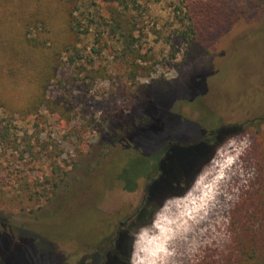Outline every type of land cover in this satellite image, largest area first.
I'll return each mask as SVG.
<instances>
[{"label": "rangeland", "instance_id": "rangeland-1", "mask_svg": "<svg viewBox=\"0 0 264 264\" xmlns=\"http://www.w3.org/2000/svg\"><path fill=\"white\" fill-rule=\"evenodd\" d=\"M122 1L112 4L135 17L140 53L154 59L140 62L152 68L150 76L139 74L135 82L127 76L121 43L105 26L117 6L84 0L80 16L95 15L97 22H82V31L91 29L79 34L82 58L76 67L64 62L49 92L71 121L45 109L28 119L3 114L12 134L0 144L2 264H84L81 251L92 239L128 217L136 221L135 212L144 206L149 180L141 178L134 189L113 181L116 170L127 166L125 148L136 156L131 162L147 165L167 145L172 147L159 176H151L156 196L169 195L167 203L161 208L157 200L152 217L138 221L132 234L159 213L161 227L173 237L172 264H214L229 250L231 209L257 180L264 124L231 135L207 161L197 152L205 155L207 147L192 148L191 142L200 141L203 128L264 115V0H191L210 11L195 35L185 18L186 0H137L138 8ZM27 76L8 85V104L18 106L34 90ZM50 142L62 151L66 182L51 201L14 196L25 180L34 183L51 172L55 159L42 151ZM129 253L130 248L120 261Z\"/></svg>", "mask_w": 264, "mask_h": 264}, {"label": "trees", "instance_id": "trees-1", "mask_svg": "<svg viewBox=\"0 0 264 264\" xmlns=\"http://www.w3.org/2000/svg\"><path fill=\"white\" fill-rule=\"evenodd\" d=\"M105 1L112 4L120 0ZM131 1L133 6L138 8L137 0ZM154 1L161 2L162 0ZM82 3L84 4V0H0V144L5 145L11 139L12 134V125L9 124L11 120H8L7 123V117H3L4 113L28 119L31 116H40L41 111L45 109L50 115L60 118L63 122L71 121L67 108L63 103L51 98L49 92L57 72L64 62L76 67L77 59L82 58L79 56V34H89L91 30L90 27H87L82 31V22L89 23L88 26L97 22L95 15L92 18L80 16L83 14ZM121 3H126V1ZM112 5L117 7L110 8V16L105 26L109 27L110 34L117 37L121 43V56L127 65V76L132 82L136 81L139 74L145 77L150 76L152 68L147 65L143 66L140 62L150 63L154 59L151 55L140 53L139 38L135 35L137 30L135 17L127 13L125 9L123 11L118 5ZM201 5L200 2L191 0H186L183 5L186 10L185 18L190 22L188 27L193 35L197 33L200 24L206 20V15L210 12L207 7ZM188 34L186 32L185 36ZM71 38L75 41H70ZM99 38L101 37H98V42ZM93 52H97L96 49H93ZM91 71L101 74L99 70L91 69ZM24 73L30 75L27 76V82L29 85H35L34 90L30 91L29 99H24L20 104H16L18 106L12 104V101L8 104L6 101L7 92L13 90L8 85L13 87L17 85L20 76ZM196 102L197 100L194 101V104ZM203 111L206 117L208 110L204 107ZM262 124H264L263 114L244 123L223 126L218 129L203 128L201 131L203 138L200 142H191L192 148L196 143L197 148L207 147L205 155H203L204 151L199 154L197 150L200 157L197 156V158L202 160L205 157L204 161H207L228 137L253 129L255 126L260 127ZM71 134L76 135L77 130L72 131ZM210 136L212 137L210 138ZM217 140L219 141L217 142ZM171 147L172 145H167L164 150L148 157L147 165L134 164V160L131 162V158L136 156L129 154L128 148H125L123 152L125 161L122 166L125 163L127 166L125 169L116 170L113 181H117L119 185L126 184L128 188L134 189L141 178L149 180L144 206L135 212L134 216L137 219L133 223V228L136 227L138 221L146 220L147 217L149 220L152 217V213L156 210L157 200L162 202L169 196H156L157 191L155 190L158 186L155 187L156 178L151 176L154 174L159 176L160 164L164 161L168 148L170 150ZM42 151L50 158L55 159L51 164V172L45 173L43 179H38L34 183L25 180L23 186L16 191V194L14 193V196L28 203L51 201L66 182L67 171L59 162L62 151L51 142L44 145ZM202 165L204 163L198 167L197 172L200 171ZM257 166L259 170L256 182L243 191L231 209L229 250L214 264H264V154ZM149 194L151 195L149 196ZM151 209L152 212H149ZM146 221L142 222L146 223ZM112 228L111 225V230ZM110 231L100 234L97 240L92 239L89 243L90 247L95 249L103 244L105 239L116 237L113 231ZM38 234L45 236L41 232ZM112 244H114V240H112ZM0 264H2L1 261ZM125 264H129V260Z\"/></svg>", "mask_w": 264, "mask_h": 264}, {"label": "clouds", "instance_id": "clouds-1", "mask_svg": "<svg viewBox=\"0 0 264 264\" xmlns=\"http://www.w3.org/2000/svg\"><path fill=\"white\" fill-rule=\"evenodd\" d=\"M195 176L193 177V179ZM165 199L161 208L165 206ZM130 238L129 264H172L176 250L171 247L172 234L161 227L159 213L151 224L141 226Z\"/></svg>", "mask_w": 264, "mask_h": 264}, {"label": "flooded vegetation", "instance_id": "flooded-vegetation-1", "mask_svg": "<svg viewBox=\"0 0 264 264\" xmlns=\"http://www.w3.org/2000/svg\"><path fill=\"white\" fill-rule=\"evenodd\" d=\"M212 136H210L211 138ZM203 135H201V139ZM200 139V141H201ZM198 141V142H200ZM136 154H139L136 152ZM135 221L132 217H128L126 221L116 223L112 230L116 237L105 239V242L97 248L88 247L81 251L84 264H125L127 261L121 262L120 256L129 251L130 238L128 233L133 231V223ZM109 233V232H108ZM114 240V244H112ZM128 250V251H127Z\"/></svg>", "mask_w": 264, "mask_h": 264}, {"label": "bare ground", "instance_id": "bare-ground-1", "mask_svg": "<svg viewBox=\"0 0 264 264\" xmlns=\"http://www.w3.org/2000/svg\"><path fill=\"white\" fill-rule=\"evenodd\" d=\"M197 225V224H196ZM179 239H181V238H179Z\"/></svg>", "mask_w": 264, "mask_h": 264}]
</instances>
